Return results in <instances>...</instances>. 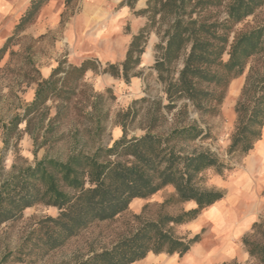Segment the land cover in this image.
<instances>
[{"label":"trees","instance_id":"trees-1","mask_svg":"<svg viewBox=\"0 0 264 264\" xmlns=\"http://www.w3.org/2000/svg\"><path fill=\"white\" fill-rule=\"evenodd\" d=\"M49 1H29L0 47V62L6 55H15L10 48ZM138 1L122 0L117 5V9L125 6L133 16L146 18L131 35L120 63H106L102 68L90 58L78 65L61 60L48 78L41 79L32 63L26 62L36 76L31 79L36 84L33 100L1 126L7 145L23 123V132L32 138L36 151L38 138L44 145V137L67 119L73 104L81 98L89 101L85 90L89 87L84 83L88 72L109 74L125 83L139 78L149 35L154 33L160 38L150 68L162 87V98L141 100L150 102L142 136L123 135L111 146H98L92 153L76 148L65 160L44 157L0 181V226L20 220L27 209L35 206L57 210L56 217L39 220L32 237H28L27 243L42 255L61 248L92 224L126 213L133 200H147L171 187L173 193L157 205L154 219L134 215L138 225L132 232L110 248L91 253L80 264H134L148 254L184 257L201 241L204 229L192 237L180 236L176 229L193 222L224 197L222 191L205 187V173L222 176L233 170L214 152L195 147L198 142L212 139L200 120L220 115L230 83L243 75L225 154L229 159L244 157L261 139L264 25L238 32L234 27L264 7V0H145L144 7L136 9ZM101 98V94L94 93L92 112L96 113ZM92 112L84 116L92 120ZM194 113L199 121L190 117ZM129 114L126 111L118 115L123 130ZM189 202L194 207L182 208ZM172 207L181 209L176 214L166 213ZM251 231L262 241L245 236L241 243L255 264H264V223H254Z\"/></svg>","mask_w":264,"mask_h":264},{"label":"rangeland","instance_id":"rangeland-1","mask_svg":"<svg viewBox=\"0 0 264 264\" xmlns=\"http://www.w3.org/2000/svg\"><path fill=\"white\" fill-rule=\"evenodd\" d=\"M29 1L0 0V47L11 35L14 25ZM112 3L111 0H50L10 48L15 55H6L0 62V181L14 170L32 166L44 157L65 160L76 148L92 153L98 146H111L123 135L131 138L140 137L145 133L146 113L150 108V102L141 100L154 101L162 98V87L150 68L155 61L154 46L160 42V38L154 33L149 35L145 47L151 48V60L149 65L141 60L139 70L142 71V75L139 78H131L125 83L109 74L88 72L84 83L89 87L85 89L90 95L89 101L81 98L73 104L67 119L56 125L53 133L44 137L46 141L44 145H40L43 139L39 137L37 140L39 148L35 151L32 138L23 132V123L11 135L8 144L3 143L1 126L7 124L14 115L20 114L24 106L33 100L36 84L32 83L31 79L36 76L26 62L32 63L39 78L46 79L58 61L66 60L68 64L74 65L70 60L73 30L79 34L80 44L87 41L83 50L88 51L92 42L119 39L126 35L131 37L134 19L143 21L139 28L145 24L146 18L135 17L132 13L126 19H118L116 17L118 3L115 5ZM138 4L139 1L136 7ZM261 25H264V7L236 25L234 31ZM81 56L84 57L85 53ZM223 58L226 60L227 56L224 55ZM90 59H94L102 68L106 64L93 57ZM262 59L264 61V55ZM243 83L244 75L230 83L218 117L200 120L202 127L208 128L212 139L195 144L198 149L207 148L230 164L233 170L219 176L224 180L241 167L243 159L239 156L229 159L225 154L235 124L234 105ZM94 93L102 95L96 104V113L90 108ZM126 111L130 114L123 130L118 124V115ZM87 112H92V120L84 116ZM190 117L199 121L195 113ZM166 127L168 128V125ZM204 176L207 180L205 187H209L213 178L217 177L212 171L206 172ZM172 193L173 189L165 188L149 199L129 206L126 213L111 221L92 224L64 246L46 255L32 248L27 240L28 237H32L31 232L36 228V223L45 217H56L57 210L42 206L29 208L20 220L0 226V264H80L91 253L110 248L119 238L132 232L138 225L134 215H140L142 219H154L157 205ZM145 205L147 207L143 209ZM182 208L188 209L190 205L185 204ZM180 209L181 207L167 208L166 213L176 214ZM261 222L264 223V214L257 223ZM203 229L205 233L207 228ZM176 233L192 237L200 231L193 233L188 224L176 229ZM247 236L256 241L263 239L252 231ZM183 258L177 255L148 254L146 258L134 264H181ZM187 262L190 263L189 257ZM229 263L255 264L249 257L242 262L235 260Z\"/></svg>","mask_w":264,"mask_h":264},{"label":"crops","instance_id":"crops-1","mask_svg":"<svg viewBox=\"0 0 264 264\" xmlns=\"http://www.w3.org/2000/svg\"><path fill=\"white\" fill-rule=\"evenodd\" d=\"M111 1L115 5L122 0ZM143 7L144 0H139L136 9ZM130 13V9L124 6L118 9L116 17L121 20L126 19ZM142 23L141 19H134L131 35L136 34ZM73 34L74 40L70 43L72 52L70 60L74 65L91 57L104 63H120L125 57L130 41V35L121 36L119 39H104L96 43L92 42L91 48L84 51L87 41L80 44L77 31L73 30ZM84 53L85 56H81ZM141 60L149 65L151 48L145 49ZM207 188L222 191L224 197L204 209L196 220L189 223L193 233L203 228L207 229L202 240L191 248L181 264H230L229 262L235 260L245 261L248 255L241 239L247 236L252 225L257 223L264 214V128L261 139L243 157L241 167L226 180L219 176L213 178L211 185ZM141 201L143 200L135 199L130 206L139 204ZM187 205H190V208L194 207L193 202ZM188 257L190 263L187 262Z\"/></svg>","mask_w":264,"mask_h":264},{"label":"bare ground","instance_id":"bare-ground-1","mask_svg":"<svg viewBox=\"0 0 264 264\" xmlns=\"http://www.w3.org/2000/svg\"><path fill=\"white\" fill-rule=\"evenodd\" d=\"M194 228V227H193ZM200 248V247H199Z\"/></svg>","mask_w":264,"mask_h":264}]
</instances>
